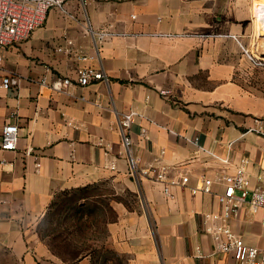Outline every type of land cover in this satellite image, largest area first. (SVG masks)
<instances>
[{
  "label": "crops",
  "instance_id": "0c3cea01",
  "mask_svg": "<svg viewBox=\"0 0 264 264\" xmlns=\"http://www.w3.org/2000/svg\"><path fill=\"white\" fill-rule=\"evenodd\" d=\"M68 40L72 53L59 50ZM0 53V83L19 79L0 86V143L6 124L19 128L15 150L0 144V264H93L91 254L64 262L38 225L59 193L104 184L117 189L108 264H233L204 215L222 211L218 177L242 163L250 188L264 187V0H69ZM86 66L108 81L79 85ZM131 111L138 166L190 178L172 196L131 174L120 128ZM201 175L213 192L191 191ZM248 200L230 224L264 247L262 210Z\"/></svg>",
  "mask_w": 264,
  "mask_h": 264
},
{
  "label": "built area",
  "instance_id": "2783aa9c",
  "mask_svg": "<svg viewBox=\"0 0 264 264\" xmlns=\"http://www.w3.org/2000/svg\"><path fill=\"white\" fill-rule=\"evenodd\" d=\"M69 0H0V51L14 42L23 41L31 36L34 30L45 20L48 10L52 7L65 8ZM102 36L112 35L109 31L101 32ZM68 47H60L72 53V40H68ZM78 59H87L85 55H78ZM4 57L0 53V68L3 65ZM263 64V62H258ZM77 83L85 86L96 81H108L107 74L102 69L90 66L78 68ZM18 77L9 74L3 76L0 86L9 88L17 86ZM71 80L64 78L62 85H69ZM59 88V86H57ZM167 90L163 94H168ZM136 113L131 111L124 114L120 128L123 132V144L131 158V174L138 177H150L155 182L164 184L163 191L167 196H172L171 187H184L189 183V176L182 175L179 179H169L166 168L150 166L140 168L132 159L130 149L132 140L127 134ZM19 128L17 124H6L3 128L1 147L7 150H15L18 144ZM40 164H38L39 167ZM112 169L115 165L111 164ZM218 183L223 185V191L218 196L222 211L220 213H209L204 215L205 229L212 236L214 250L217 253L229 254L232 256L233 264H264V247L246 243L238 236L230 220L238 216L240 208L248 200L250 208L254 211L262 210V223L264 224V187L250 188V179L242 163L233 174H222L218 177ZM214 181L201 175L198 183L191 188L193 193L213 192Z\"/></svg>",
  "mask_w": 264,
  "mask_h": 264
},
{
  "label": "trees",
  "instance_id": "16d2710c",
  "mask_svg": "<svg viewBox=\"0 0 264 264\" xmlns=\"http://www.w3.org/2000/svg\"><path fill=\"white\" fill-rule=\"evenodd\" d=\"M94 188H96V186L90 185L59 193L50 205L45 217L38 225V232L41 238L48 242L52 251L64 262H75L85 255L91 254L92 256L93 253L92 262L95 263L100 256L96 253L98 251L97 248L91 250L75 248V232H77L78 236L83 235L87 228H91L92 224L95 227H100V224H105L108 220L101 218L100 215H95L97 208L95 197L97 195L89 193V191ZM63 208L68 213L71 212L73 214L71 220L74 221V224L63 227L64 224L68 225L70 219H63V216L60 215ZM86 208L89 210L88 213H85ZM57 214L59 227L52 228L50 225H52ZM85 214L87 219H84ZM61 218L63 219V222L60 224L59 222ZM114 218L115 214L109 219L111 220ZM85 221H88L89 223H85ZM60 227H62V230Z\"/></svg>",
  "mask_w": 264,
  "mask_h": 264
},
{
  "label": "rangeland",
  "instance_id": "374dc122",
  "mask_svg": "<svg viewBox=\"0 0 264 264\" xmlns=\"http://www.w3.org/2000/svg\"><path fill=\"white\" fill-rule=\"evenodd\" d=\"M117 192V189L112 184H104L102 186L96 187L94 189H91L89 193L96 194L95 197V203H96V212L95 215H100L101 218L109 219L113 214L115 213L112 205H111V199L115 197V193ZM89 210H85V213H88ZM61 216L64 218H70L68 221V225L64 224L63 227L70 226L74 224V221L71 220L73 218V214L70 212L68 213L64 208L62 209ZM58 214L55 216L52 225L50 227L56 228L58 226ZM63 219L61 218L60 224L63 222ZM86 214H85V218ZM71 220V221H70ZM89 223L88 221H85V223ZM97 225V224H96ZM62 230V227H60ZM97 228V229H96ZM105 224H100V227L91 226V228H87L85 233L83 235L78 236L77 232H75V248L83 249V250H91L93 248H97V255H100L93 264H108V261L110 259H113L114 256L110 252L107 243V230L105 229ZM72 229V228H71ZM103 246V247H102ZM93 256V253H92Z\"/></svg>",
  "mask_w": 264,
  "mask_h": 264
}]
</instances>
